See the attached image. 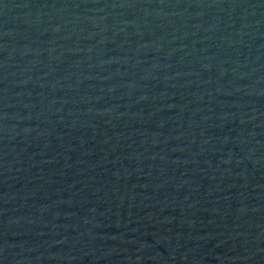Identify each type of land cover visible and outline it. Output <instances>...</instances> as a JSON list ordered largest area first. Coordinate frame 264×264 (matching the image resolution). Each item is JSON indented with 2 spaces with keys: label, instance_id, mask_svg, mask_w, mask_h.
<instances>
[{
  "label": "water",
  "instance_id": "1",
  "mask_svg": "<svg viewBox=\"0 0 264 264\" xmlns=\"http://www.w3.org/2000/svg\"><path fill=\"white\" fill-rule=\"evenodd\" d=\"M0 264H264V0H0Z\"/></svg>",
  "mask_w": 264,
  "mask_h": 264
}]
</instances>
